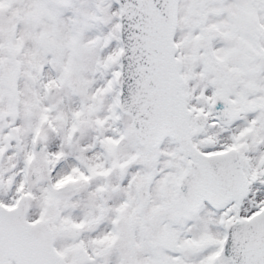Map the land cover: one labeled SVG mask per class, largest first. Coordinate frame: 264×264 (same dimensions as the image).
Masks as SVG:
<instances>
[{"label":"snow or ice","instance_id":"6c2138e0","mask_svg":"<svg viewBox=\"0 0 264 264\" xmlns=\"http://www.w3.org/2000/svg\"><path fill=\"white\" fill-rule=\"evenodd\" d=\"M0 264H264V0H0Z\"/></svg>","mask_w":264,"mask_h":264}]
</instances>
